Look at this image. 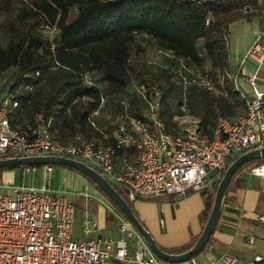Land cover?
I'll return each instance as SVG.
<instances>
[{
    "label": "built area",
    "instance_id": "1",
    "mask_svg": "<svg viewBox=\"0 0 264 264\" xmlns=\"http://www.w3.org/2000/svg\"><path fill=\"white\" fill-rule=\"evenodd\" d=\"M246 10L250 7L244 3L239 11ZM257 11L264 14V9ZM245 58L254 68L239 67L238 77L236 72L230 73L244 109L233 116L218 114L209 136L201 133L199 117L183 102L180 112L172 116L174 131L164 130L156 117L159 92L154 85L149 90L131 81L146 103L139 116L125 115L112 125L99 127L92 120L98 104L86 115L97 135L76 133L68 139L53 136L50 115L37 114L33 122L11 124L7 111L17 101L7 90L0 94V155H59L80 160L118 185L128 200L160 194L181 197L188 187L198 191L219 176L233 153L264 145V24L246 49ZM184 67L178 62L176 79L182 100L189 83ZM191 73L208 93H217L210 81L199 77L197 71ZM22 89H31V84L24 82ZM121 103L125 104L124 100ZM41 165L45 172L51 171L50 164ZM29 168L35 170V165ZM248 171L264 182V159L251 163ZM255 218L264 223V210ZM73 220L72 202L53 191L46 180L38 187L0 190V264H160L123 217L115 219L117 237L74 238ZM95 225V218L84 213L82 232ZM206 264H264V253L243 259L221 252Z\"/></svg>",
    "mask_w": 264,
    "mask_h": 264
},
{
    "label": "trees",
    "instance_id": "2",
    "mask_svg": "<svg viewBox=\"0 0 264 264\" xmlns=\"http://www.w3.org/2000/svg\"><path fill=\"white\" fill-rule=\"evenodd\" d=\"M244 3L249 5L250 10L241 12L239 8ZM258 9H264V0H0V13H10L6 21V39L4 43L0 40V70L14 66L15 81L28 82L31 89L42 83L48 86L41 98L32 95L31 89L14 92L17 103L7 111V117L11 124L17 125L33 122L37 114L44 117L50 115V127L56 138V120H61V124L74 128L73 131H79L85 137L97 135L86 121V115L100 99L125 92L127 85L136 80L133 78H138L136 82L151 90L153 84L130 60L131 45L138 50L139 43L135 38L143 35L164 54L168 63L159 69L158 74L151 73L164 79L163 83L154 85L161 91L156 117L163 129L174 131L172 116L180 112L179 106L183 102L189 112L199 117L201 133L209 136L218 114L233 116L244 109V100L234 89L230 77L227 32L232 21L250 19L260 13ZM50 29L52 32L49 35ZM204 60H207V68L200 72L199 77L203 76L211 82L217 92L215 94L208 93L197 84L191 73H199L197 68ZM178 62L185 66L184 73L189 80L183 92L184 100L176 79ZM84 74L90 75V84H86ZM192 77L194 80H191ZM75 98H83L79 109H72L77 127L65 117L70 100ZM25 105H28L30 118L21 121L19 108ZM128 105L133 116L140 115L132 97ZM251 148L255 146L239 151L236 156ZM11 156L14 155L4 154L0 158ZM234 158L226 162L209 187L198 190L204 203L203 221L210 210L217 182ZM257 160L260 159L242 163L234 173ZM20 166L24 165H6L0 170ZM63 166L78 172L70 166ZM84 177L123 217L97 185ZM107 181L135 214L123 190ZM211 235L200 251L210 244ZM195 239L193 237L177 248L158 246L166 252H180L189 248Z\"/></svg>",
    "mask_w": 264,
    "mask_h": 264
},
{
    "label": "crops",
    "instance_id": "3",
    "mask_svg": "<svg viewBox=\"0 0 264 264\" xmlns=\"http://www.w3.org/2000/svg\"><path fill=\"white\" fill-rule=\"evenodd\" d=\"M249 21L245 18H239L232 21L228 27V62L229 71L232 73L241 66L249 67L251 64L246 61L245 51L257 34V28L248 37L241 35L247 29ZM106 98L100 99L98 103L100 106L97 112L92 115L93 122L99 127L116 123L117 119L121 117L119 115L117 118L116 114L118 112H114L113 115L116 120L110 124H99L100 120L97 122V117L100 118L98 111ZM21 167L29 169L28 164ZM248 167L249 165H246L233 174L230 184L223 193L220 211L215 222V226L218 221L223 222L224 220L225 223H243V226L240 225V227H237L236 224H233L237 227L234 230L216 228L215 231H212L214 235H211V242L206 247L205 254L218 256L221 252H230L245 259L256 252L264 253V223L259 222L255 218V215L259 211L264 210V182L258 176L251 174L248 171ZM96 196L97 202L94 205L96 213L87 214L95 218V227H92L87 233L82 232V217L85 213L83 212L77 227L74 226L73 220L72 236L74 238L104 235H110L112 237L118 236L115 225V219L118 214L104 197ZM165 197L159 200H143L137 198L129 201H131V207L135 211L137 218L157 245L168 249L177 248L187 243L191 238L197 237L200 233L204 223L201 216L204 203L199 191L196 190L185 192L182 198L173 202L169 200V196ZM84 208L85 205H83ZM219 245L222 246V249L217 248ZM195 255L199 258V253ZM192 257L184 261L166 264H194L195 259Z\"/></svg>",
    "mask_w": 264,
    "mask_h": 264
},
{
    "label": "rangeland",
    "instance_id": "4",
    "mask_svg": "<svg viewBox=\"0 0 264 264\" xmlns=\"http://www.w3.org/2000/svg\"><path fill=\"white\" fill-rule=\"evenodd\" d=\"M8 17H10L9 12L0 13V40L3 43L7 35L6 21ZM248 20L250 21L247 24V29L244 30V34L243 33L241 34L242 36H245V37H248V35L254 33L256 31L255 30L256 28H257V33L262 29L263 24H264V14L256 13L253 16H251V18ZM51 32H52L51 29L48 30L49 35L51 34ZM135 39H136L135 41L139 43V47H138V50H136L135 46L131 45L130 52H129L131 62H133L134 64H137L139 69L143 71V75L153 85H155L156 83L157 84L163 83L164 79L161 76L155 77L151 73L153 72L154 74L155 73L158 74L159 69L168 65V63L165 60V56H163L164 54L156 50L148 42V38H146L145 36L137 35ZM246 61L251 63L249 67L247 68L252 70L254 68V64L248 58L246 59ZM205 68H207V60H204V62L199 66V68H197L199 69L198 70L199 74ZM15 70H16V67L14 66H9V67H6L0 70V94L7 90H11L13 93L14 92L17 93L22 90L23 81L14 80ZM237 70L235 71L236 77L239 76V73ZM261 72L262 71L260 70L259 73ZM84 77L85 79H87L86 84H90L88 80L90 79V75L84 74ZM133 79H136V80H132V81L139 80L138 78H133ZM47 89H48L47 84H43V83L38 87L32 86V89H31L32 95H35L36 97L41 98L44 95V93L47 91ZM158 92L159 94H161L160 90ZM130 97H132L134 100V106H135V109L137 110V113L145 112L146 103L144 99L138 93L135 92L134 87L131 86L129 83V85H127L126 87L125 92H119L116 94L115 97L109 96V95L107 96L106 100H104L103 105L98 111L99 116L102 119L97 117V122L98 120H100L99 124H102V125L110 124L112 121L116 120L113 115L114 112H118L116 114L117 118L119 115H121V117H124L125 114L129 116H133V113L128 109V106H129L128 102H129ZM120 99L124 100L125 104L120 103L119 101ZM81 103H83V98L71 99L68 104V107L65 110V117L67 118L66 120H69L70 123L73 124L75 127H77V119H76V116L72 113V109L73 108L79 109V106ZM27 107L28 105L20 106L19 108L21 121L28 120L30 118L27 113ZM121 117H119L117 120H119ZM72 129L74 128L61 124V120L55 121L54 133L58 138H68L76 133H80L79 131H73ZM236 154L237 152L233 153L231 155V158H234ZM50 167H51L50 172H45L44 167L41 164L35 165V170H31L30 168L24 169L21 166L0 170V190L7 191L10 187H13V186L23 187V188L38 187L40 186L43 180H46L50 188L53 191L62 193L69 201L72 202L74 209H75L74 226L77 227L80 223V219H81L80 217L82 216L83 212H85V214L96 213V210L94 209V205L97 202L96 195H99L100 197L102 195L99 192H97L96 188L92 184H90L88 180L80 173L74 170H70L60 164H51ZM43 173H45V176L43 175ZM189 191H192V189L190 187L186 188L183 195L185 194V192L187 193ZM165 196H169V200H171L172 202L179 200V198L183 197V196L177 197L176 195L160 194L156 196H143V197H140V199L159 200L160 198H166ZM129 202L131 204V201ZM83 205H85L84 209H83ZM126 224L129 227H131L129 222L126 221ZM233 224L234 225L236 224L237 227H240V225L243 226V223L241 224L225 223V220H224L223 222L218 221L213 231H215L216 228L217 229L222 228L223 230H226V229L234 230L237 227H235ZM130 244L133 245L134 241L130 240ZM217 248L222 249V246L219 245L217 246ZM198 253H199V258L196 255L192 257L193 259H195L194 264H206L207 262H209L210 260H213L216 257L215 255H212V254H205V250L200 251ZM160 263L166 264V263H172V262L160 260Z\"/></svg>",
    "mask_w": 264,
    "mask_h": 264
},
{
    "label": "water",
    "instance_id": "5",
    "mask_svg": "<svg viewBox=\"0 0 264 264\" xmlns=\"http://www.w3.org/2000/svg\"><path fill=\"white\" fill-rule=\"evenodd\" d=\"M264 158V145L248 149L238 154L224 169L221 177L219 178L212 200V204L208 215L203 223L202 229L198 234L193 244L186 250L180 252H166L161 249L146 228L141 224L137 216L134 214L128 203L118 194L113 186L107 179L92 167L86 165L80 160L52 155H37V156H11L0 158V167L6 165H25V164H60L67 165L77 170L82 175L92 180L97 187L111 200V202L120 211L123 217L132 225L134 230L139 234L145 243L146 247L158 259L168 262L184 261L192 255L198 253L202 246L205 244L210 234L212 233L216 219L218 217L220 206L222 202L223 193L230 180V177L242 163Z\"/></svg>",
    "mask_w": 264,
    "mask_h": 264
}]
</instances>
